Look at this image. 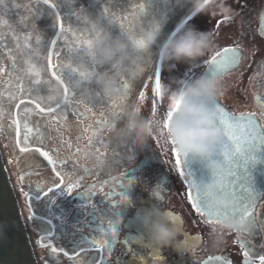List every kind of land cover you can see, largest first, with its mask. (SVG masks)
Returning <instances> with one entry per match:
<instances>
[{"label": "snow or ice", "instance_id": "1", "mask_svg": "<svg viewBox=\"0 0 264 264\" xmlns=\"http://www.w3.org/2000/svg\"><path fill=\"white\" fill-rule=\"evenodd\" d=\"M157 2L158 0H140L133 6V11L118 16L113 11L111 0H92L88 7L81 6L78 9L73 7L76 0H34V2L27 0L23 3L18 2V0H11V4L7 3L6 0H0V13L3 15H7L13 9H23L24 11V16L19 20V25L26 30L23 35L16 32L8 19L0 16V41L10 38L15 44L14 48L8 49L12 63L8 68L0 65V75L6 74L8 83L11 84L15 73L14 87H9L5 91L9 100L18 101L15 104L18 111L10 113L15 117L12 124L15 125L16 147L21 153H38L51 166V171L55 177L59 178V182L53 179L51 186L46 190L39 184L34 193L21 189L28 201L30 210L28 219L40 222L38 227L43 234L37 243L40 247L49 249L51 254L63 253V256L69 259L79 257L81 253L85 252V248L81 245L86 242L91 246V249L101 254L100 260L93 257L88 261V264H104L105 250L107 249V254L110 256L118 238L121 206L127 205L129 202L128 195L122 190L134 183V179L126 177L125 171L119 178L112 177L111 181L100 180L98 185L93 183L80 191L81 180L85 176L95 175L96 179L99 180L103 170L102 163L98 162L92 168L80 165L84 175L72 180L71 176L74 173L67 172L64 168L68 158H55L58 156L59 149L44 150L43 144L46 134L40 129L38 122L35 127L31 126L29 117L34 113V109L38 110V114L56 113L57 115H52L51 119L59 123L58 116L65 121L68 119L64 105L73 102L83 105L82 111L75 109L72 115L81 125H84V121L89 118V115L94 120L93 123L83 126L75 140L77 144L82 140L86 141L85 147L99 153L98 157H104L107 155L108 146L100 134L117 127V122L122 120V112L119 110L122 104L127 105L131 102L140 105V103L145 102L148 99L145 90L148 88L149 82H153L151 107L146 118L151 124L153 119L157 117L158 103L164 97L161 66L160 63L156 62L157 55L160 62L164 61V55L161 51L158 53L148 51V41H156L160 37V21L163 19V14H161L160 20L153 16L148 20L146 26L142 21L145 17L152 15ZM177 2L180 3L181 0H177ZM164 3L166 4L167 0H164ZM208 3L209 0H203L204 5ZM96 5H102V7L95 8ZM63 9L67 10L62 15ZM44 15L50 17L52 21L50 27L54 30V36L50 40H42V33L34 22ZM193 16L195 13H191L171 33V36H176ZM71 17H75L76 26L71 22ZM224 19L227 21L229 18L226 16ZM261 19V33L264 34V17ZM80 24L90 25V27H80ZM217 27H219V23ZM114 28H119V36L128 38L133 50L147 52V65L154 66L155 69L154 73H146L145 70L143 72L145 75L143 89L145 90L137 91L139 83L137 77L121 79L116 85L120 96L115 98L102 93L94 81V73L97 70L109 72L113 70L96 62L90 54L96 37L105 32L111 33ZM32 41H34L35 46H33ZM42 51L46 52V55L41 56ZM25 56L28 58L24 59ZM33 57L37 60L46 61V67L38 66ZM243 59L244 53L238 44L236 47L219 48L209 59L204 61L207 65L204 76L218 83L223 80L225 75H229L236 69ZM194 76L195 74L191 70L186 71L181 83L186 84L194 79ZM256 76L258 79L255 85L257 88L255 102L260 109L259 114L240 113L236 115L234 112L228 111L217 100L208 106L209 111L215 114L212 127L219 129L222 133V143L218 145L213 159L224 163L226 169L224 172H208L206 178L197 181L191 172L186 171L185 164L189 159V153L181 151L178 147L180 141L174 137L172 127L173 122L178 121V113H180L184 102L183 92L180 93L179 97H171L167 111L161 119L157 120L159 124L158 133L152 136V139L165 153L170 147L175 159V168L187 187V200L194 212L201 218V222L212 231L228 221H235L238 224V243L242 249L245 264H257V262L264 264V252H258L253 242L256 235L264 234V216L258 212L261 202H264V190L259 189L256 182L257 173L264 175V71L258 70ZM77 81L93 88L95 98L86 99L82 95ZM28 85L36 87L33 88ZM42 89H46V91L42 92ZM2 95L4 93H0V96ZM26 104L34 105V109L28 106L21 108L22 105ZM105 107L112 110L111 114L105 111ZM2 116L3 110L0 109V117ZM165 133L168 134L166 139ZM185 142L190 143V140ZM62 143H67L69 148L72 147L70 140H63L62 138ZM79 154L80 147H77L74 155L79 156ZM76 163L79 162L76 161ZM65 176L69 177L67 181ZM20 180L23 182L24 175H21ZM205 181L212 183L215 189L213 193H202L199 190L198 185ZM113 182L115 183L109 188L108 185ZM97 188L102 193L103 199L99 203H94L95 189ZM164 191L165 188L157 185L154 193L163 198L162 193ZM75 193L85 198L82 203L76 206L78 211L83 214V220L78 218L77 223L86 221L84 226L88 227L90 231L84 234L81 229H77L80 232V238L79 240H72L73 252L70 256L66 246L59 243V238L67 235V230L63 226L61 217H57L61 220L59 232L57 231L58 225L53 222L54 213L51 208L52 205L56 204L57 197H70ZM210 196L235 200L239 203V207H211L209 204ZM34 200H44L46 215H38L36 211L32 210ZM105 201L111 202L110 206L113 209L111 214L100 206ZM97 214H99V218ZM167 215L174 224H182L180 216L174 215L172 212H167ZM113 217L116 219L114 220ZM105 225L107 226L105 227ZM126 227H134L137 232L141 231L139 225H134L131 221ZM97 233L99 238H97ZM185 239L199 243L201 238L188 236L185 233ZM260 247L264 248V244ZM129 252L133 256L136 255L131 249ZM149 255L156 261L163 260V257L155 252L149 253ZM140 259L143 260L142 257ZM213 260L222 261V264H231L223 256H209L205 264H211ZM45 264L48 262L46 261Z\"/></svg>", "mask_w": 264, "mask_h": 264}, {"label": "flooded vegetation", "instance_id": "2", "mask_svg": "<svg viewBox=\"0 0 264 264\" xmlns=\"http://www.w3.org/2000/svg\"><path fill=\"white\" fill-rule=\"evenodd\" d=\"M120 0H116V4H119ZM181 8L179 12L182 10ZM223 9H227L225 12ZM128 12L121 10L116 14L123 15ZM192 13V3L183 11L178 18L174 19L170 25L166 28L163 26L160 28L161 35L151 46V50H154V53H158L160 43L167 38L173 31L179 27L184 20L190 16ZM203 14L204 18L201 21L198 20V17ZM229 19L225 21V17ZM262 17H264V0H214L211 3V6L203 13L195 15L192 19L184 25V27H195L203 23V25H208L210 30L204 31L205 33L215 36V40H223V45L218 44V42L213 41L211 48L201 56L197 62L192 65L189 63H179L175 67L182 68V75L186 71L191 70L195 74V77L204 75L207 65L204 63L206 59H209L211 55L219 48L223 47H236L237 44L244 53V59L240 62V66L237 70H233L229 75H225L223 80L218 82L220 88V95L217 99L222 103V105L228 110L234 112L235 114L239 113H257L259 114L260 109L257 107L255 102V93L257 92L256 72L264 71V34L261 33L262 26ZM219 23V27L217 24ZM183 27V28H184ZM166 30L163 33V31ZM119 28H114L111 31V34L115 37L119 35ZM222 34V35H221ZM42 40H48L47 37H42ZM13 43L10 38H6L2 41V46L9 48L8 44ZM3 51V50H2ZM46 55V52L42 51L41 56ZM7 60L9 67L12 63L10 58V53L5 52L3 59ZM28 57L25 56L24 59ZM33 60L37 62L38 66L46 67V61L43 59L37 60L33 57ZM156 62L160 63L161 72H162V82L165 86H170V83L173 79L170 76V71L175 69L172 67L166 70L165 65L168 62L159 61L158 55L156 56ZM22 63V60H21ZM153 73H154V66ZM178 74V73H177ZM171 78V79H170ZM184 79V78H182ZM171 80V81H170ZM151 83L150 89L145 90L148 99L145 102L140 103L141 114L143 117L147 118L149 115V109L151 107L152 100V86ZM15 85V73L13 74V79L11 86ZM29 87L35 88L34 85H28ZM232 86V88H231ZM234 89V96L237 99L247 98V110L237 112L235 106L229 105L228 99L230 98L231 92L228 91ZM42 92L46 89H42ZM139 91V90H138ZM248 92V95L247 93ZM244 98V99H245ZM11 101V100H10ZM241 102V101H240ZM239 102V103H240ZM12 109L11 111L7 106L6 109H9L11 113H16L18 110L15 108V104L18 101H11ZM131 103V102H130ZM170 104V99L168 96L163 97L162 100L158 103V113L157 119H161L163 114L167 111V108ZM32 107L34 105H22ZM65 114L68 115V119L65 121L62 118H59V123L51 119L53 114H38V110L34 109V113L29 117L30 125L35 127L38 125L40 129L46 134L44 140L43 148L46 151H51L52 149H59L58 156H55L57 159L68 158V162L64 165L65 171L74 173L71 176L72 180H76L80 176L84 175L83 169L80 165H86L88 168H92L93 164H85V161L80 156L74 155L75 149L77 147H84L86 141L82 140L77 144L75 137L80 131H82L83 126L93 123L94 118L89 115V118L84 121V125H81L79 121L72 115L75 109L83 110V105L72 104L64 105ZM98 110V109H97ZM108 108L105 107V111ZM12 120L15 118L14 115H11ZM9 122L5 123V130L7 134L13 135V153H15L14 164L15 168L13 172L19 175L17 177V183L13 182V186L16 187V195L19 199V205L22 210L23 217L26 222V228L29 234V240L31 241L33 252L36 255V261L38 264H45L47 261L48 264H88V261L95 257L96 260H100L101 254L94 249H91V246L86 242L81 245L85 248V252L81 253L79 257H73L69 259L64 257L63 253L59 255L51 254L49 249H45L39 246L37 241L40 239V236L43 234L39 230V221L29 220L30 210L28 207V201L21 192L23 189L26 192L34 193L37 185H41L44 190L51 186L52 180L55 179L59 182V178L55 177L54 173L51 171V166L40 157L38 153H21L16 147V137H15V125L12 124L9 126ZM123 120L117 122V127L121 126ZM98 127V125H95ZM9 136V137H11ZM63 140H70L72 147L69 148L67 143H62ZM104 143L107 147V155L101 157L103 159L112 158L113 160H119V163H114L112 166L103 167V170L99 176V180L96 179L95 175L85 176L81 180L80 191L91 186L93 183L99 184L100 180L111 181L112 177L119 178L122 173L126 171V177L133 178L134 183L130 184L125 191L129 199L136 202L137 208H148L154 204V201L149 197V193L155 191L157 185H161L165 188V191L162 193V201L160 206L163 210L167 212H172L174 215H178L182 219V235L185 237V233L188 236H199L200 242L196 243L197 247L195 250L190 251L185 254H177V252L171 248L160 250L156 247L150 246L147 244L138 243L135 237L137 231L134 227L129 228L126 225L129 224L128 218L132 217L137 208H131L127 205H122L120 212L121 217H124L125 220L123 223L120 222L119 234L117 241L114 243L113 250L111 255L107 254V249L105 250V259L104 264H205L209 256H223L225 259L229 260L231 264H245L242 249L238 243V232H232L226 235L224 245L219 249H212L206 244L208 234L212 231L209 227L205 226L201 222V218L194 212L189 201L187 200V187L183 182V178L179 176L175 168V159L171 153L170 147H168L167 152L165 153L160 146H158L152 138L149 142L144 145L142 149L134 150V163L127 161L126 159H121L118 156L113 155V145L109 144L108 139L105 135H102ZM10 139V138H9ZM99 139V137L97 138ZM31 143V141H30ZM102 150H104L102 148ZM94 152V150L92 149ZM119 152V149H116ZM96 153V152H95ZM99 156V153H96ZM76 161L79 163L77 164ZM24 175V180L21 182L20 177ZM69 179L68 176H65V180ZM113 183H110L108 187H112ZM107 190V188H106ZM96 196L94 198V203H99L103 199L102 193L99 189H95ZM52 195V194H49ZM45 200L47 198H44ZM84 197L80 194L75 193L72 196H61L56 198V204L52 205L51 211L54 213L52 219L55 224L58 225L57 231L59 232V225L61 220L57 217H61L63 220V226L67 230V235L61 236L59 238V243L63 246H66V250L69 251L70 256L73 252L72 240H79L80 232L77 229H81L84 234H87L90 229L85 227L82 223H77L78 218L83 220V214L78 211L76 206L84 201ZM33 211H36L37 214L46 215V210L44 209V200L33 201ZM111 202L105 201L100 205L106 212L111 214L113 209L111 208ZM258 212L261 216H264V202H261V206L258 208ZM98 218H99V214ZM115 220L116 218L113 217ZM107 225H105L106 227ZM75 233V235H73ZM97 238L99 234L97 233ZM127 241V243H124ZM55 242V241H54ZM253 242L256 245L258 252H264V248L260 246L264 244V234H258L253 238ZM129 249L132 250L136 255L133 256ZM155 252L163 257V260L156 261L149 253ZM143 258L141 260L140 258ZM211 264H222V261L213 260ZM258 264V262H257Z\"/></svg>", "mask_w": 264, "mask_h": 264}, {"label": "clouds", "instance_id": "3", "mask_svg": "<svg viewBox=\"0 0 264 264\" xmlns=\"http://www.w3.org/2000/svg\"><path fill=\"white\" fill-rule=\"evenodd\" d=\"M204 5L203 0H192V13L198 15L205 12L213 3ZM203 5V6H202ZM227 12V9H223ZM155 41H148V51ZM213 44L212 36L209 33L201 32L195 27H184L176 36L171 34L159 45V51L163 52L164 61L170 67L179 63L194 65L197 60L205 55ZM93 59L111 68L113 71L97 70L94 73L95 85L102 93L119 97L116 89L119 81L126 77H141L147 65V52L135 51L126 37L113 36L110 32L99 35L94 40L90 53ZM86 99L95 98V90L87 84L76 82ZM184 94V102L181 111L178 113V121L173 122V135L180 141L178 147L181 151H187L189 158L196 162H203L204 167L210 173L212 171L224 172L225 165L213 159L217 147L222 143V133L219 129L212 127L214 113L209 111V104L217 100L220 95V88L216 81L200 75L186 84L180 83L175 91H170L168 86L163 85V93L171 99L172 96L179 97ZM122 112L121 126L101 133L113 145V155L134 163V150L142 149L154 134L158 133L159 124L154 118L150 124L141 114V106L135 103L122 104L119 109ZM111 114V109L107 110ZM186 118V119H181ZM165 133V139L167 138ZM98 138V137H97ZM190 140V143H186ZM116 149L120 151L117 152ZM79 156L84 159L85 164L102 163L103 167H111L119 160L111 157L103 159L98 157L91 148L81 147ZM85 157H87L85 159ZM83 166V165H82ZM199 190L202 193H213L214 186L210 181L200 183ZM154 204L148 208H137L136 202L129 199L128 206L137 208L132 217L128 218L134 225H139L141 231L135 233L138 243L147 244L160 250L173 249L177 254H185L196 249V243L186 240L182 235V228L174 224L167 211L160 206L162 198L154 191L149 193ZM211 207L238 208L239 203L235 200L224 199L219 196H210ZM123 223L125 218L120 217ZM238 224L235 221H228L223 226L208 234L206 244L212 249H219L225 243L226 235L237 231Z\"/></svg>", "mask_w": 264, "mask_h": 264}, {"label": "water", "instance_id": "4", "mask_svg": "<svg viewBox=\"0 0 264 264\" xmlns=\"http://www.w3.org/2000/svg\"><path fill=\"white\" fill-rule=\"evenodd\" d=\"M6 2L11 4V0H6ZM18 2L23 3L27 2V0H18ZM91 2L92 0H76V3L73 5V7L76 9L81 6L88 7L89 3ZM138 2H140V0H120L119 4H116V0H111L113 8H117L116 11L119 9L122 11L128 9V13L133 11V6ZM190 2H192V0H181L180 3H178L177 0H167V3L165 4L164 0H158L152 15L145 17L142 22L146 26L148 20L153 18V16L157 20H160L161 14H163V19L160 21V28H162L163 26L167 25L168 21L179 11V9H181L183 6H186ZM99 7H102V5L95 6V8ZM66 10L67 9L62 10V15ZM92 10L95 11V9ZM0 16H3L4 19H8L13 24V27L18 34L23 35V32L26 31L19 25L20 18L24 16L23 9H13L7 15L0 13ZM34 22L40 33H42V37L48 36L51 39L54 36V30L50 27V24L52 23L50 17L44 15L36 19ZM71 22L74 26L77 25L74 23L76 22L75 17H71ZM79 26L90 27V25L84 24H80ZM0 43H2V41H0ZM32 43L33 46H35L34 41H32ZM8 45L9 46L7 47L9 48L15 47L14 42ZM8 49L5 48V52H9ZM8 67L9 64L6 65V68ZM0 146L10 171L9 176L8 168L5 164L4 156L0 148V264H38L36 261L35 252H33L31 241L29 240L25 219H23L22 210L19 207L18 198H16L15 190L12 184V180L16 183V179L15 175L13 174V168L10 162L9 153L7 151L6 142L4 141L1 124ZM185 168L186 171L192 173L193 177L197 181L202 178H206L208 175V171L202 162H196L190 158L186 162ZM256 175L257 187L261 190H264V175H261L260 173H257Z\"/></svg>", "mask_w": 264, "mask_h": 264}, {"label": "rangeland", "instance_id": "5", "mask_svg": "<svg viewBox=\"0 0 264 264\" xmlns=\"http://www.w3.org/2000/svg\"><path fill=\"white\" fill-rule=\"evenodd\" d=\"M187 7L188 6L184 7L179 12V14H177L175 17L178 18V16L180 14H182L183 11L187 9ZM203 16L204 15L201 14V16L198 17V20L201 21V19L204 18ZM169 25L170 24L168 22V25L166 26V28ZM196 29H198L201 32L210 30L209 26L208 25H203V23L200 24L199 26H197ZM166 30H169V29H165L162 34H164V32ZM212 40L213 41L215 40V36L214 35L212 37ZM215 42H218V44L223 45V42L224 41L221 39V40H215ZM155 49H156V47L154 48V50ZM154 50H151V52H154ZM0 65H2L4 67H6V65H7L6 64V57H5V61H4V59H2L1 54H0ZM165 68H166V70H168V69H170L172 67H170L169 66V63H168L167 65H165ZM145 71H146V73L147 72H153L152 66H148ZM170 76L173 79V81L170 83L169 89H170V91H175L177 89V87L179 86V84L181 83V81L183 80L182 78H184V75H182V68L175 67L174 71L173 70L170 71ZM138 80H139V83H138V86H137V91L138 90H145V89H143V84L145 82V75L143 74L141 77L138 78ZM9 86H10V84L8 83V76L6 74L5 75H0V93H4V95L0 96V109L3 110V116L0 117V124H1V130L3 131L4 141L6 142L7 151L9 153L10 162L12 164V168L14 169L16 164H14L15 153H13V150H12V148H13V146H12V144H13V142H12L13 141V135L11 136V134H7V131L5 130V123L6 122H9L8 123L9 126L12 125V117L10 115L11 111H13V109L11 107L12 103L7 98V93L5 91L7 88H9ZM149 86H151V83H150ZM231 88H232V86H231ZM148 89H150V87L147 88V91H148ZM228 91L231 92L230 98L228 99V101L230 103L229 105L235 106V110L237 112L247 110L246 108L249 107L248 104H247V100H246L247 98L244 97L245 99L244 98L237 99L234 96V89L233 90H230V88H228ZM246 93L248 95V92H246ZM7 106L9 107V109L11 111H9V109H6ZM9 136H11V137H9ZM13 174L15 175V179H16V183H17V181H18L17 177L19 178V175L17 173H15V172H13Z\"/></svg>", "mask_w": 264, "mask_h": 264}, {"label": "bare ground", "instance_id": "6", "mask_svg": "<svg viewBox=\"0 0 264 264\" xmlns=\"http://www.w3.org/2000/svg\"><path fill=\"white\" fill-rule=\"evenodd\" d=\"M5 53V49L3 51H0V54L3 55Z\"/></svg>", "mask_w": 264, "mask_h": 264}]
</instances>
